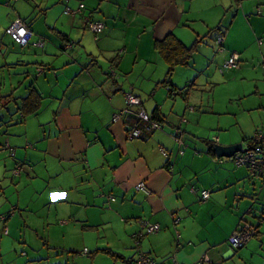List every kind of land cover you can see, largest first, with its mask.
Listing matches in <instances>:
<instances>
[{"label":"crops","instance_id":"crops-1","mask_svg":"<svg viewBox=\"0 0 264 264\" xmlns=\"http://www.w3.org/2000/svg\"><path fill=\"white\" fill-rule=\"evenodd\" d=\"M80 3L81 13L64 14ZM87 16L104 25L97 39L83 27ZM16 19L42 48L20 47L6 35ZM169 34L187 47L200 40L199 54L220 49L218 65L236 54V72H224L219 84L251 76L256 104L248 110H263V128L264 0H0V96L8 98L0 106V259L22 237L46 245L80 241L77 249L59 245L61 256L81 253L89 238L83 256L113 252L130 264L147 222L159 232L143 235L140 249L159 264H264V224L245 220L264 211V180L257 193L246 168L215 155L214 145L231 143L205 126L214 103L189 107L193 59L174 69L173 87L164 84L167 66L156 42ZM111 70L115 77L104 75ZM32 91L38 101L29 99ZM126 94L138 97L163 130L130 139L131 118L112 121L127 109L137 112L126 106ZM251 137H243L246 145ZM140 182L149 196L135 189ZM203 190L210 192L206 202ZM241 222L256 235L233 251L228 238Z\"/></svg>","mask_w":264,"mask_h":264},{"label":"rangeland","instance_id":"rangeland-1","mask_svg":"<svg viewBox=\"0 0 264 264\" xmlns=\"http://www.w3.org/2000/svg\"><path fill=\"white\" fill-rule=\"evenodd\" d=\"M219 50L220 49L215 51L212 49L209 50L207 49V52L211 53L209 55L203 52L199 54V52L197 53V51L193 54L192 56L193 60L191 61V63H193L196 72L194 73L193 70L189 69V75L192 77V79L188 80L186 84L187 88L191 87L190 102L192 106L189 107H193L195 105L200 106L202 104L205 105L206 104L205 102H207V100H209V103L211 104L214 103L216 113L214 116L210 114L211 117H208L205 126L213 127L212 129L215 130L214 135H216V133L218 132L223 133V135L227 138L228 142L231 143L230 146L242 144L243 147L246 148V142L243 141V137L252 136L251 138H253L258 130L264 129V126L263 128H259L261 127L260 125L262 124L260 122L259 114L263 110H259L256 108L253 110H248V106L251 105L256 100L255 99L256 95L253 94L254 88L256 86L253 82L248 81V79L252 78L251 76L250 78H248L249 77L248 75L246 76L238 75L236 80L235 78H233V76H230L226 78L227 82H224L223 84H219L222 78H224V75L226 76L227 74H230L229 70L232 69V68L224 67L225 62L227 60L223 61L220 65H218L217 61H215L216 59L214 58V53L216 51L221 52ZM198 57L202 58L204 62L203 61L201 62L198 59ZM216 57H218V55ZM194 59L197 60L196 65L194 64ZM233 69H235L233 71V73H235L236 68ZM223 73L224 75H222ZM195 79H196V83H195L196 87L193 88L191 85H193ZM212 84L213 85L217 84V87L214 88L213 93H211L213 88ZM204 86L205 89L206 86L210 87V89L205 90L204 88H202ZM258 87L260 88L262 93H264L263 92L264 85L259 84ZM244 90L246 91V93H248L244 98L239 100L238 97L237 98L234 97V95H238V93H241ZM255 104L256 103H253V105ZM184 107H185V103L183 104V108ZM256 128L257 130L255 132ZM219 129L221 131H218ZM233 143H238V144H233ZM248 176L249 179L253 181L255 179V181H257L256 186L259 184V186L255 189V191L259 193L260 187H263L262 181L264 179H261L259 177H251L249 172H248ZM245 220L249 222H253L255 224H257L258 221V220L253 221L249 216H246ZM259 223L260 225L264 224L263 221ZM244 225L245 224L241 222L238 224L236 228L243 227ZM26 240L28 241V243H24L23 237L17 239L16 243H18V245L15 249L12 248V246L10 245L6 246L4 248V251L7 254L5 255V257L0 259V264H24L25 261L27 262L25 264H125L120 260H118L114 256L113 252L106 253L105 251H102L99 254H96L95 256L94 255L83 256L82 254L86 250L90 249L89 243L91 242V239L89 238L85 239V242L88 245H85L84 249L82 246V250H80L81 253L68 254V250H66V253L63 256H61L60 254L61 251L57 250V247L62 249L59 245H65L67 247L69 246L75 247L77 249V246H81L80 241L75 243V242H69L66 239H64V241L62 239H57L58 241H56L55 243L46 245L44 244V242L42 243L41 238L27 237ZM76 240L78 241L79 239L76 238ZM101 250H106V249L101 248ZM39 258H42V261H40ZM249 262L250 264H257L255 260Z\"/></svg>","mask_w":264,"mask_h":264},{"label":"built area","instance_id":"built-area-1","mask_svg":"<svg viewBox=\"0 0 264 264\" xmlns=\"http://www.w3.org/2000/svg\"><path fill=\"white\" fill-rule=\"evenodd\" d=\"M71 0H63L64 4L69 3ZM84 10V5L79 4L76 10H70L68 7H65L64 14L66 16H75L76 14L81 13ZM83 27L92 33L95 39L102 33L104 29V25L101 22H97L92 20L90 17H83ZM6 35L18 46L26 47L31 45L36 48L43 47V40L39 39L35 42H31L32 32L28 28V26L21 21L20 19H16L11 22L9 27L5 31ZM222 38L219 37L217 39V44L221 45ZM225 68H237L238 67V58L236 54L231 55V57L225 62ZM262 69L264 71V61L262 62ZM115 72L112 70L107 72V76L115 77ZM125 102L127 107H137V112L132 113L128 109L122 111L118 114H115L112 118L113 122H117L121 117L128 116L131 118V123L128 128V137L130 139H141L146 140L153 133L162 130V126L152 120L149 115L141 108V101L138 97L133 94L125 95ZM129 118V119H130ZM13 154V153H12ZM232 161L236 166H244L249 172L251 177H259L264 179V129L258 130L252 142L250 148L242 147L241 152L236 153L232 157ZM20 166H17L13 171L14 174H18L20 171ZM135 189L137 191H141L146 196L151 194L150 190L147 188L144 182H140L136 185ZM193 191V190H192ZM201 202H206L209 199L210 192L203 190L199 193ZM259 222H264V211L259 217ZM141 228L143 230L142 233H139L135 236L134 239V251L135 258L130 262V264H159L154 259H152L147 254L143 253L140 249V239L143 235L148 234H156L159 232V226L157 224H149L147 222L141 223ZM256 230L245 223L243 227H238L231 234L228 239V244L231 250H238L242 248L255 234ZM207 261V259H206ZM172 264H178L173 262Z\"/></svg>","mask_w":264,"mask_h":264},{"label":"trees","instance_id":"trees-1","mask_svg":"<svg viewBox=\"0 0 264 264\" xmlns=\"http://www.w3.org/2000/svg\"><path fill=\"white\" fill-rule=\"evenodd\" d=\"M218 38H216V42H217ZM199 43H200V40H196L191 46L187 47V46L183 45L172 34H169L163 40L156 42L157 53L159 54V56H161V58L163 59V61L165 62L166 66H167V72H166V77H165V81H164L165 85H169L170 88L173 87L170 83V78H171V75H172L174 69L176 67H184V66H187L189 64V62L192 59L193 54L197 51V47H198L197 44H199ZM107 77H109V76H107ZM109 78H112V77H109ZM29 96H30L29 99L31 98L32 100H34V102L39 100V97L33 91L31 92V94H29ZM7 100H8L7 97L4 98V97L0 96V106H3L4 102H6ZM151 119L158 122L162 126V130H163L164 125L160 121L155 120V118H151ZM162 130H160V131H162ZM253 139H254V137L248 141L246 147H248V148L251 147ZM259 219L257 222L260 225ZM255 235H256V232L252 237H254ZM242 248H240V249H242ZM240 249H238V250H240ZM233 251H237V250H233Z\"/></svg>","mask_w":264,"mask_h":264},{"label":"water","instance_id":"water-1","mask_svg":"<svg viewBox=\"0 0 264 264\" xmlns=\"http://www.w3.org/2000/svg\"><path fill=\"white\" fill-rule=\"evenodd\" d=\"M104 75L107 76V72H104ZM242 145L238 144V145H232V146H220V145H214V152L215 155L218 158H232L236 153L241 152L242 150ZM259 219V218H258ZM257 219V220H258ZM248 224V223H246ZM249 226H251L250 224H248ZM252 227V226H251ZM254 228V227H253ZM255 229V228H254Z\"/></svg>","mask_w":264,"mask_h":264}]
</instances>
